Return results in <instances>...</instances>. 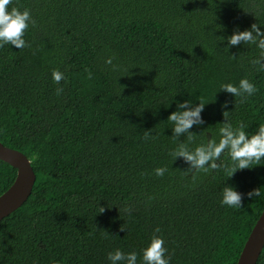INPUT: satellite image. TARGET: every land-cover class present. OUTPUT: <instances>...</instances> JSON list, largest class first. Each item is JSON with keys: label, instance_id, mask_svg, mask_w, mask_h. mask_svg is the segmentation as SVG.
<instances>
[{"label": "trees", "instance_id": "1", "mask_svg": "<svg viewBox=\"0 0 264 264\" xmlns=\"http://www.w3.org/2000/svg\"><path fill=\"white\" fill-rule=\"evenodd\" d=\"M13 6L27 8L32 22L25 47L0 46V141L28 157L35 180L0 219V264H111L116 248L143 264L141 249L157 227L169 264H235L264 207V157L226 176L197 172L171 152L206 143L207 132L218 140L223 123L254 132L264 120V70L249 63L258 50L227 39L252 23L264 31V0ZM54 68L64 74L59 82ZM245 76L257 86L253 95L219 89ZM201 99L199 120L174 133L169 113ZM222 161L230 163L226 150L215 159ZM156 167L165 173L156 176ZM15 173L0 160V193ZM225 184L241 193V207L220 203ZM253 189L259 195L248 197ZM255 264H264V246Z\"/></svg>", "mask_w": 264, "mask_h": 264}, {"label": "clouds", "instance_id": "2", "mask_svg": "<svg viewBox=\"0 0 264 264\" xmlns=\"http://www.w3.org/2000/svg\"><path fill=\"white\" fill-rule=\"evenodd\" d=\"M11 0H0V46L15 45L19 49L26 46L24 39L25 29L32 22L30 11L27 8L18 9L13 6L9 8ZM228 43L235 45L239 42H246L257 49L254 57L249 59L250 65L257 71L264 70V31L257 23H252L249 28L232 32L228 37ZM104 62L112 64V57H106ZM51 77L53 81L59 82L64 78L63 72L59 69H52ZM219 89L231 92L236 97L247 98L257 91V86L249 78L241 77L238 82H221ZM57 94L62 92V88L56 89ZM204 100L195 107L183 108L186 102H180L179 109L169 113L167 120L173 123V132L179 134L187 131L190 126L200 118V111L203 108ZM227 116V112H224ZM219 138L213 136L207 142H200L191 147L185 144L176 145L171 154L182 156L185 160L191 162L196 171L208 172L211 169H223L226 176L232 175L237 169H243L259 164L264 157V120L258 123L254 132H246L243 123H223L218 127ZM191 139V135H189ZM230 163H215V159L225 152ZM208 165L205 166V162ZM30 162V161H29ZM166 171L164 167H156L154 173L156 176H162ZM248 197L259 195L256 189L247 193ZM220 203L233 208L241 207V193L234 186L225 184L221 189ZM127 210V209H126ZM103 211V210H102ZM159 228L154 229L147 243L141 249V261L143 264H169V257L165 255L167 249L164 247V239L157 235ZM107 259L111 264H137V253L135 251L123 252L116 248L107 253Z\"/></svg>", "mask_w": 264, "mask_h": 264}, {"label": "water", "instance_id": "3", "mask_svg": "<svg viewBox=\"0 0 264 264\" xmlns=\"http://www.w3.org/2000/svg\"><path fill=\"white\" fill-rule=\"evenodd\" d=\"M210 134L207 132V140ZM0 160L16 169L11 184L0 193V219L18 208L28 197L35 173L28 157L0 141ZM264 246V207L251 227L235 264H255Z\"/></svg>", "mask_w": 264, "mask_h": 264}]
</instances>
